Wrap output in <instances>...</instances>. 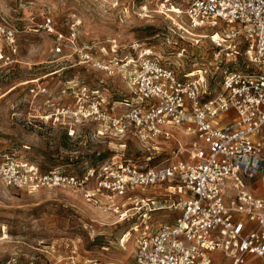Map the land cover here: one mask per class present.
<instances>
[{"label":"built area","instance_id":"2783aa9c","mask_svg":"<svg viewBox=\"0 0 264 264\" xmlns=\"http://www.w3.org/2000/svg\"><path fill=\"white\" fill-rule=\"evenodd\" d=\"M156 5L175 22L185 16L176 22L179 28L243 55V66L226 70L213 91L206 71L180 73L151 46L135 42L129 54L106 61L81 45L75 27L59 30L51 13L38 27L54 36L55 53L68 50L80 63L119 72L130 89L110 103L83 86L73 91L74 106L59 110L57 119L97 122L101 129L140 132L156 142L181 130L189 140L179 142L175 158L152 164L151 155L118 154L76 175L42 171L28 160L0 154V180L28 191L72 188L88 201L98 195L126 198L147 215L176 213L156 227L146 224L136 236L135 264H249L250 255L264 261V192L252 188L255 179L264 180V0H156ZM141 9L152 16L147 4ZM19 32L0 17V37L12 54ZM163 185L165 198L155 190ZM116 206L122 211L125 203ZM68 264L117 263L91 258Z\"/></svg>","mask_w":264,"mask_h":264},{"label":"rangeland","instance_id":"374dc122","mask_svg":"<svg viewBox=\"0 0 264 264\" xmlns=\"http://www.w3.org/2000/svg\"><path fill=\"white\" fill-rule=\"evenodd\" d=\"M144 4L151 17L143 14ZM157 8L156 0H0V17L20 30L16 53L9 52L0 37V154L28 160L42 171L76 175L118 154L151 155L152 164L175 158L179 142L189 140L181 130L156 142L140 132L101 129L97 122L57 119L59 110L74 106L73 91L83 86L98 90L110 103L128 96L130 89L119 72L108 74L80 63L68 50L55 53L54 36L38 27L51 13L59 30L67 33L75 27L81 45L106 61L129 54L135 42L151 46L180 73L206 71L213 91L226 70L243 66V55L236 57L231 48L186 32L176 24L185 16L173 15L175 22ZM164 186L155 188L161 198L166 197ZM128 201L105 195L88 201L72 188L28 191L0 180V264H68L91 258L135 264L136 236L146 224L156 227L176 213L158 210L147 215ZM123 203V210L116 211Z\"/></svg>","mask_w":264,"mask_h":264},{"label":"crops","instance_id":"0c3cea01","mask_svg":"<svg viewBox=\"0 0 264 264\" xmlns=\"http://www.w3.org/2000/svg\"><path fill=\"white\" fill-rule=\"evenodd\" d=\"M252 188L257 193L264 192V180H262L261 178L255 179V181L252 183ZM249 264H264V261L255 255H250Z\"/></svg>","mask_w":264,"mask_h":264}]
</instances>
